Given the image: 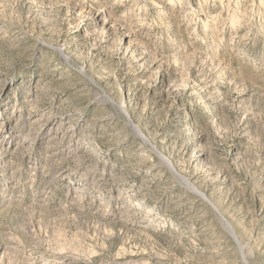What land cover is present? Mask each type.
I'll return each instance as SVG.
<instances>
[{
  "label": "rangeland",
  "instance_id": "374dc122",
  "mask_svg": "<svg viewBox=\"0 0 264 264\" xmlns=\"http://www.w3.org/2000/svg\"><path fill=\"white\" fill-rule=\"evenodd\" d=\"M0 264H264V0H0Z\"/></svg>",
  "mask_w": 264,
  "mask_h": 264
},
{
  "label": "bare ground",
  "instance_id": "6f19581e",
  "mask_svg": "<svg viewBox=\"0 0 264 264\" xmlns=\"http://www.w3.org/2000/svg\"><path fill=\"white\" fill-rule=\"evenodd\" d=\"M22 139L25 140L26 138L23 137ZM136 213H137V214H146V215H147V212H144V211H142L141 209H138V211H137ZM56 253H57V252H56Z\"/></svg>",
  "mask_w": 264,
  "mask_h": 264
}]
</instances>
